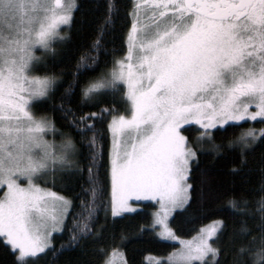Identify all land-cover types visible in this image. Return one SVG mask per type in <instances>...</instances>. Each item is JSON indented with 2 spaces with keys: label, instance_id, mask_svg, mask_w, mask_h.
<instances>
[{
  "label": "snow or ice",
  "instance_id": "1",
  "mask_svg": "<svg viewBox=\"0 0 264 264\" xmlns=\"http://www.w3.org/2000/svg\"><path fill=\"white\" fill-rule=\"evenodd\" d=\"M79 9L77 0H0V243L15 264H34L48 251L55 256L59 250L52 235L65 228L69 237L61 248L96 242L103 230L95 224L99 212L105 217L109 211L112 217L132 212L138 206L133 197L157 200L153 215L159 235L180 241L167 264H221V253L229 251L232 264H264V163L256 207H249L245 196L228 201L240 219L227 247L221 244L228 228L224 219L213 220L188 240L168 222L194 199L193 165L199 155L223 147L215 143L214 131L238 126L230 122H264V0H132L126 50L96 72L101 54L108 55L105 36L119 15L115 0H106L95 37L77 59L58 106L79 132L83 150L70 131L57 128L46 113L37 115L35 108L61 79L36 74L42 58L35 50L55 56L53 45L67 38L61 26L70 25ZM77 89L81 108L105 96L112 103L78 114L71 102ZM106 118L105 160V130L97 122ZM193 122L201 130L190 140L185 126ZM257 143H264V128L259 133L248 128L227 141L239 156L234 173L244 171ZM57 172L81 181L78 204L75 196L46 186L51 173L55 187ZM209 181L202 171L201 196ZM97 252L99 264H127L118 248Z\"/></svg>",
  "mask_w": 264,
  "mask_h": 264
},
{
  "label": "trees",
  "instance_id": "2",
  "mask_svg": "<svg viewBox=\"0 0 264 264\" xmlns=\"http://www.w3.org/2000/svg\"><path fill=\"white\" fill-rule=\"evenodd\" d=\"M77 2L80 9L75 12L73 22L68 26H61L62 33L66 34L67 38L63 43L53 45L56 48L55 56L37 49L38 57L42 59L36 74L55 75L61 79L57 81L51 97L36 104L35 108L37 115L46 113L56 122L57 128L62 131H70L77 141V146L83 150L79 132L71 128L68 122L62 118L58 106L67 80L70 79V73L75 71L77 59L89 47L95 37L96 24L104 13L106 0H77ZM115 2L119 8V15L113 30L105 36L104 47L108 50V55L101 54L100 64L97 66L96 72H99L101 68L110 67L113 57L122 56L126 50L124 35L131 25L132 17L128 13L131 10L132 0H115ZM105 61H108L107 65H105ZM87 75H95V73L89 72ZM78 101L79 90L77 89V95L72 97L71 102L74 107L78 108V114H82L83 112L99 111L101 107L109 106L112 103V97L105 96L96 105H84L82 108L78 105ZM230 123H235L238 126L229 127L227 131L223 132L214 131L215 143L223 146L221 150L216 153L209 151L206 154H201L198 164L194 162L193 179L196 184L194 199L186 205L185 209H176L169 218V224L178 237L189 238L207 223L218 218L224 219L227 221L228 228L221 244L223 247H227L228 234L240 219L231 211L228 204L229 199L233 196H245L249 199V207H256L255 200L261 195L260 167L264 163V143H257L254 149L248 153L244 171L234 173L232 169L234 165L239 163V156L237 151L227 148V141L239 136L242 131L248 128L259 133L258 130L264 127V122L245 120ZM106 124L107 118L97 122V127L105 130V160L110 142ZM185 127L188 128L185 135L190 140H194L201 130L194 123ZM55 139L59 141L61 137L56 135ZM208 147L206 142L205 148ZM202 171L206 172L210 178L209 183L203 186V196L200 195L201 185L199 183ZM56 177L55 187H53L52 181H48L47 186L63 195L75 196L78 204L81 181L74 180L68 173L57 172ZM139 203L140 208L133 212L123 213L118 217H112L110 211L105 217L104 211L101 210L95 224L96 227H101L103 230L99 239L94 243L84 242L82 246L61 248V245L68 240L69 232L65 228L61 232L54 233L52 235L53 248L59 251L55 256L52 251H48L46 255L41 254L34 261V264H99L100 259H102L97 252L99 247H104L109 252L112 248H118L123 253L127 264H155L151 257L169 254L177 246V243L160 238L155 231L153 214L158 208V203L156 201ZM256 216L258 213L249 218L250 224L254 223ZM68 223L71 224V218H69ZM121 236L124 237L123 240L120 239ZM220 260L221 264H232V252L229 251L227 254L222 252ZM0 264H15V257L3 243H0Z\"/></svg>",
  "mask_w": 264,
  "mask_h": 264
},
{
  "label": "rangeland",
  "instance_id": "3",
  "mask_svg": "<svg viewBox=\"0 0 264 264\" xmlns=\"http://www.w3.org/2000/svg\"><path fill=\"white\" fill-rule=\"evenodd\" d=\"M37 49H40V50H43V49H41V48H37ZM37 49L35 50V55L36 56H38V51H37ZM250 110L251 111H255L256 109H255V106L254 105H252V106H250ZM256 120H261L260 118H257ZM250 121H253V120H250ZM194 123V122H193ZM195 124V123H194ZM197 125V124H196ZM197 126H199V125H197ZM200 127V126H199ZM262 128H264V127H262ZM260 130V129H259ZM258 130V131H259ZM49 140H51V139H53V136L51 135V134H49L48 135V137H47ZM50 178H52L51 177V173H49V176H48V181H52V179H50ZM47 186V185H46ZM47 187H49V186H47ZM51 188V187H50ZM53 191H55L54 189H52ZM0 195H2V192H0ZM142 201H156L157 203H158V201L157 200H152V199H141V200H139V201H136V199H135V197H133L132 198V202H134V203H136V204H138V206L137 207H135L134 208V210L133 211H135V210H137L138 208H140V203L139 202H142ZM158 208H159V203H158ZM157 208V209H158ZM156 209V210H157ZM132 211V212H133ZM156 212V211H155ZM171 216V215H170ZM170 216L168 217V222H169V218H170ZM212 222V221H211ZM211 222H209V223H207L206 225H209ZM206 225H204V226H206ZM169 227H171L170 226V224H169ZM155 231H156V233H157V235L160 237V238H162V239H164V240H167V241H172V242H176L177 243V246L170 252V253H172L174 250H178V249H180L181 248V244H180V241L179 240H171V239H168V238H165V237H161L160 235H159V231H160V225H158V224H156L155 225ZM200 231V230H199ZM198 231V232H199ZM197 232V233H198ZM54 233H56V232H54ZM53 233V234H54ZM197 233H195L193 236H191V237H189V238H181V239H185V240H188V239H191V238H193L194 236H196L197 235ZM169 253V254H170ZM169 254H167V255H164V256H153V257H151L153 260V262H155V261H157V260H159V259H164L165 261H167V257H168V255ZM155 259V260H154ZM116 264H119V261H117L116 262Z\"/></svg>",
  "mask_w": 264,
  "mask_h": 264
}]
</instances>
